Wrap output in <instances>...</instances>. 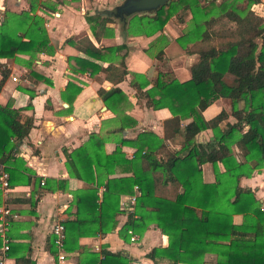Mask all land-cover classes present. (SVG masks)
Masks as SVG:
<instances>
[{"label":"crops","instance_id":"0c3cea01","mask_svg":"<svg viewBox=\"0 0 264 264\" xmlns=\"http://www.w3.org/2000/svg\"><path fill=\"white\" fill-rule=\"evenodd\" d=\"M94 2L0 0V21L6 10H29L33 15L42 16L50 45L48 50L37 52L32 61L28 53L0 57V62L9 70L0 85V103L19 109L22 119L32 116L34 123L28 135L15 144L10 160H0V175L6 172L8 178L7 186L0 181V215L2 209L8 210L5 213L9 221L8 264H17L18 260L21 264H118L117 258L105 257L106 251L124 256L134 264H170L167 258L156 256L152 259L147 254L153 247L166 246L169 242L168 235L154 219L145 229L133 228L135 240L130 239V228L125 230L128 213L135 209V203L128 206L129 197L137 191L141 193L137 185L133 193L119 192V212L114 224H111L112 217L107 219L105 232L95 231L97 216L90 209L91 188L98 186L96 201L100 202L105 185L98 183V179L106 181L133 175L126 159L134 156L137 144L132 141L145 130L153 132L148 138L152 149L161 144L172 150L183 147L182 134H173L172 129L165 127V121L172 116L171 110L166 105L148 106L146 98L137 95L132 80L136 77L141 81L146 79L144 89L149 88L157 80L159 70L165 68L171 69L180 81L191 77L190 66L198 55L186 52L176 39L183 33L182 25L187 24L191 12L189 10L184 22L175 23L173 18L169 19L163 30L150 35L122 34L117 21L109 23L114 26L113 35L96 38L85 18L86 13L99 9H93ZM260 3L264 0L257 6ZM72 35H86L96 46L124 44L113 61L119 65L118 58H123L127 70L124 78L117 83L109 79L106 66L110 61L92 57L86 50L66 42ZM160 48L164 51L163 59L156 57ZM81 58L94 60L102 67L92 74L86 64L78 60ZM113 87H119V91L109 94ZM199 107L206 118L225 109L229 113L228 120H234L228 97L210 103L200 101ZM189 120V117L181 119V126ZM211 136V129L201 130L196 134V141H206ZM184 167L173 166V180L161 169H151L155 195L174 198L182 192V180L186 176ZM200 167L198 181L214 182L213 164L205 161ZM218 167L224 170L222 162H218ZM136 169H141L139 164ZM117 185L118 182L114 183L115 187ZM240 185L254 190L264 208V167L255 169L250 176H242ZM231 190L232 187L218 189L209 197L206 209H215ZM112 208L110 202L108 214ZM197 211L201 213L200 208ZM243 217L242 213H235L233 221L241 223ZM55 218L72 222L65 232L63 261L59 260L53 242L51 226ZM2 244L0 235V247ZM92 254L97 258L94 262L93 257H89ZM217 258L216 252L208 250L203 263L179 264H214Z\"/></svg>","mask_w":264,"mask_h":264},{"label":"trees","instance_id":"16d2710c","mask_svg":"<svg viewBox=\"0 0 264 264\" xmlns=\"http://www.w3.org/2000/svg\"><path fill=\"white\" fill-rule=\"evenodd\" d=\"M260 1L171 0L156 10L133 13L126 20L113 16L111 10L96 9L85 14L94 36L99 38L113 35L114 26L109 23L117 21L122 34L150 35L163 30L169 19L182 20L180 11L190 10L188 25L176 39L186 52L198 55L190 66L188 80L180 81L169 68L159 70L155 83L146 89V79L132 80L137 95L144 96L148 106L166 105L171 110L172 116L165 121V127L172 129L173 134H182L184 145L178 150L164 144L152 149L148 138L153 132L145 130L139 134L137 140L132 141L137 144L134 156L126 159L133 175L106 181L98 179V183L105 185L100 202L96 201L98 186L91 188L90 209L97 216L96 232L106 231L109 217L113 218L111 224L115 223L119 192L133 193L137 185L141 193L124 227L126 231L134 227L145 229L154 219L168 235L169 242L166 246L153 247L147 253L152 259L164 257L170 264L203 263L204 253L212 250L218 255L214 264H264V208L254 190L240 185L242 176H250L255 169L264 167V16L252 7ZM65 41L99 60L108 59L107 77L112 81L117 83L127 73L122 57L118 58L119 65L113 62L124 44L96 46L86 35H72ZM49 47L42 16L33 15L29 10L5 11L0 21V57L28 53L32 61L37 52ZM156 57L164 58L162 48L156 52ZM78 60L85 63L92 74L102 67L94 60ZM0 73L1 85L9 74L2 62ZM116 91L119 87H113L109 94ZM220 97L231 99L233 121L228 120L229 113L225 109L209 118L203 115L199 102L210 103ZM187 117L190 120L181 126L180 120ZM33 125L32 116L22 119L19 109L0 103V160H10L15 144L28 135ZM205 129H211L212 136L197 142L196 134ZM205 161L213 164L214 182L198 181L200 166ZM218 162L223 163V171ZM138 164L141 169H136ZM179 164L185 166L183 191L174 198L155 195L150 170L161 169L173 180L172 168ZM224 187H232L229 195L215 209H206L209 197ZM110 202L113 208L108 214ZM197 208L201 209L200 214ZM235 213L243 214L241 223L233 221ZM63 222L67 232L72 222ZM66 240L65 237V243ZM111 256L117 258L118 264H134L117 253L105 252V257ZM89 257H93V262L97 259L94 254ZM17 264H21L19 260Z\"/></svg>","mask_w":264,"mask_h":264},{"label":"built area","instance_id":"2783aa9c","mask_svg":"<svg viewBox=\"0 0 264 264\" xmlns=\"http://www.w3.org/2000/svg\"><path fill=\"white\" fill-rule=\"evenodd\" d=\"M255 6V4H253ZM14 79H16L15 77H13ZM0 181L2 183V185L7 186L8 185V178H7V173L3 172L0 175ZM135 188L137 189V186H135ZM139 195V191L135 192L134 194H132L129 197V205L131 206L135 203L136 197ZM132 210V209H131ZM8 210L2 209L1 210V215H0V235L2 237V242L3 244L0 247V264H8L7 263V257H6V251L9 249V237L7 234V230L9 227V221L5 216V213H7ZM51 230L54 234V244L57 248V256L59 258L60 261H63L65 258V224L63 222V220L61 218H55L53 220L52 226H51ZM129 233L131 235L130 239L131 240H135L136 237L133 233V230L130 228L129 229Z\"/></svg>","mask_w":264,"mask_h":264},{"label":"water","instance_id":"95a60500","mask_svg":"<svg viewBox=\"0 0 264 264\" xmlns=\"http://www.w3.org/2000/svg\"><path fill=\"white\" fill-rule=\"evenodd\" d=\"M170 1L171 0H122L114 6L111 13L121 20H126L127 16L133 13L153 11ZM252 7L254 8V5Z\"/></svg>","mask_w":264,"mask_h":264},{"label":"rangeland","instance_id":"374dc122","mask_svg":"<svg viewBox=\"0 0 264 264\" xmlns=\"http://www.w3.org/2000/svg\"><path fill=\"white\" fill-rule=\"evenodd\" d=\"M122 0H102V1H97L95 0V2L93 3V9L95 8H99V9H103V10H112L114 8V6L118 3H120ZM97 3V4H96ZM254 8L256 9L257 12L259 13H263L264 14V3H260L259 6H257V4H255ZM183 12V13H182ZM179 15H183L182 21L177 20L176 18H173L174 22L176 23L177 21L179 22H184L185 18H187L189 16V10L187 11H180ZM114 16V15H113ZM177 22V23H178ZM179 22V23H180ZM188 24L186 25H182L181 31H184L186 29ZM132 229V228H131ZM133 230V229H132Z\"/></svg>","mask_w":264,"mask_h":264}]
</instances>
